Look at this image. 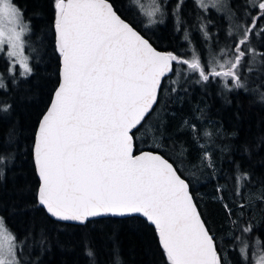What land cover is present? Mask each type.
Listing matches in <instances>:
<instances>
[{"label": "trees", "instance_id": "trees-1", "mask_svg": "<svg viewBox=\"0 0 264 264\" xmlns=\"http://www.w3.org/2000/svg\"><path fill=\"white\" fill-rule=\"evenodd\" d=\"M11 1L29 26L25 50L32 67L26 76L4 72L0 80V217L20 264H172L156 229L140 217L76 224L51 219L39 206L32 148L59 81L54 25L62 5ZM109 1L154 47L174 57L154 109L132 132L135 152L160 153L187 181L218 264H254L261 254L264 264V1L237 0L230 8L225 2L223 14L199 11L204 24L188 31L191 38L171 16L154 30L130 0ZM248 46L256 51L246 54ZM224 50L232 61L244 57L236 65L238 83L227 77L236 68L232 61L226 69L217 64ZM0 69H7L1 56Z\"/></svg>", "mask_w": 264, "mask_h": 264}, {"label": "water", "instance_id": "water-1", "mask_svg": "<svg viewBox=\"0 0 264 264\" xmlns=\"http://www.w3.org/2000/svg\"><path fill=\"white\" fill-rule=\"evenodd\" d=\"M59 81L34 134L36 199L51 219L82 224L136 216L172 264H218L187 181L132 132L154 109L174 57L109 0H59Z\"/></svg>", "mask_w": 264, "mask_h": 264}, {"label": "rangeland", "instance_id": "rangeland-1", "mask_svg": "<svg viewBox=\"0 0 264 264\" xmlns=\"http://www.w3.org/2000/svg\"><path fill=\"white\" fill-rule=\"evenodd\" d=\"M262 2L264 0H261ZM131 6L138 10L141 14V20H146L144 24H151L155 21L162 22L160 24L150 25V28L154 30L162 25H164L168 19V9H170L171 14L172 11L176 10V15L172 17L177 21V23L184 22L188 31L196 28V24L194 20L196 19V15L194 13V5L191 2H184L180 6L179 4L176 6L174 0H130ZM196 4L197 8L200 11H203L204 8H210L214 12H218L219 14L224 13V4L232 7L233 4H237V0H193ZM259 4V3H258ZM61 6V5H60ZM58 5V9L60 8ZM201 8L203 10H201ZM231 16L232 19L235 18L236 14L232 10ZM161 18V19H159ZM159 19V20H158ZM239 29L242 28L239 26ZM238 29V30H239ZM29 26L28 23L22 18L19 9L12 3L11 0H0V56L3 53V59L6 61V68L4 71L0 69V80L3 77V73H14L16 71L20 76L28 75L31 70V57L25 50V35L28 33ZM188 37L191 38V35ZM5 46V47H4ZM7 47V49H5ZM248 49L252 52L256 51L253 47L248 46L245 48L246 54L248 53ZM230 50V49H229ZM229 50L222 51L224 54V58H220V64L223 69L230 67V62L233 57H229ZM191 51V50H190ZM250 53V52H249ZM190 62H193V56L190 55ZM12 58V61L10 60ZM218 59V57H217ZM244 59L243 56L236 57L232 62L236 67L233 73L228 71L229 75L235 81L240 82L239 80V72L240 68H237L236 65H239L240 62ZM209 63V62H208ZM250 64L255 65L254 59L251 56ZM12 66V69L10 67ZM214 69H219L218 67ZM221 72L217 73L220 74ZM232 74V75H231ZM222 83L225 80V74H221ZM243 251H247L245 247ZM254 264H262L263 258L262 254L259 255L257 259H254ZM0 264H20L16 253H15V244L14 237L10 233V231L6 228L3 223L2 218L0 217Z\"/></svg>", "mask_w": 264, "mask_h": 264}, {"label": "flooded vegetation", "instance_id": "flooded-vegetation-1", "mask_svg": "<svg viewBox=\"0 0 264 264\" xmlns=\"http://www.w3.org/2000/svg\"><path fill=\"white\" fill-rule=\"evenodd\" d=\"M161 1H164V0H161ZM174 2H175V4H176V6L179 4V6L182 4V3H184V2H191L193 5H194V13H195V15L197 16V20H194L195 22H196V28L201 24H204V19H203V17H202V15H200V13H199V9L197 8V6H196V4L193 2V0H174ZM134 9V8H133ZM136 10V9H135ZM198 10V12L196 13V11ZM201 10H203L202 8H201ZM210 10V8L208 9V8H204V10L203 11H201L202 13H208V11ZM136 12H137V15L140 17L141 16V14L138 12V10H136ZM172 15L173 16H175L176 15V10H175V8H174V10L172 11V14H171V11H170V9H168V17L169 16H171L172 17ZM199 17H201V20L199 21ZM159 19H161V18H159ZM158 19V20H159ZM172 20H173V24L175 25V26H177V27H179V26H181V25H184V29H183V31L185 32V33H187L188 34V36H189V33H188V27L187 26H185L186 24L184 23V22H180V23H177V21L172 17ZM146 23V22H145ZM160 23H162V22H159V21H155V22H153V23H151V24H146V25H154V24H160ZM5 47V46H4ZM211 48V46H208V49H210ZM5 49H7V47L5 48ZM3 57V53H2V55H1V58ZM2 60H3V62H5L6 63V61L2 58ZM10 60L12 61V58H10ZM10 69H12V66L10 67Z\"/></svg>", "mask_w": 264, "mask_h": 264}]
</instances>
